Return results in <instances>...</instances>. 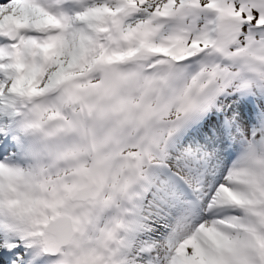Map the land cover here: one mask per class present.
I'll return each instance as SVG.
<instances>
[{
	"label": "snow or ice",
	"instance_id": "snow-or-ice-1",
	"mask_svg": "<svg viewBox=\"0 0 264 264\" xmlns=\"http://www.w3.org/2000/svg\"><path fill=\"white\" fill-rule=\"evenodd\" d=\"M0 264H264V0H0Z\"/></svg>",
	"mask_w": 264,
	"mask_h": 264
}]
</instances>
